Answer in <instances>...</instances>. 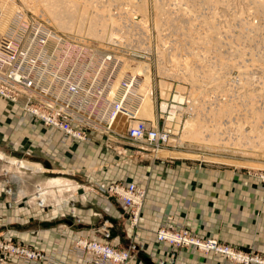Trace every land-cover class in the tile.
Returning a JSON list of instances; mask_svg holds the SVG:
<instances>
[{"label": "rangeland", "instance_id": "rangeland-1", "mask_svg": "<svg viewBox=\"0 0 264 264\" xmlns=\"http://www.w3.org/2000/svg\"><path fill=\"white\" fill-rule=\"evenodd\" d=\"M44 1L0 0V39L2 34L5 33L13 23L20 21L21 17L24 19V15H26L28 19L26 21L33 23V19H39L47 26L45 27L44 25V29L51 28L53 32L55 31L54 33L72 34L76 36L82 35L88 36L96 41L103 40V38L101 39L88 33V24L83 25L78 23L74 16L73 19L75 20H70L69 18L72 16V14L70 15V12L67 14L68 18H63L66 16L64 13H68V10L66 9L67 5H64L68 2L66 1V3L65 0H58L60 1L58 3L60 5V10L64 6L62 11L58 10L60 20H70L69 26L66 24L69 20L63 22L65 23L63 29V26L60 25L61 21L57 25L58 22L56 23V17L54 16L55 18H51L53 12L50 13L51 16L49 15L48 11L51 9L48 5L51 4L47 5L46 3L50 0H47V2ZM52 1L49 3H52ZM90 1L94 2L92 3V6L88 8L87 16L91 15L92 17L95 16V18H98V15L100 16L98 20H100L101 16L106 18V15H112L114 13L115 18L118 17L117 20L119 19L121 25L119 26V29L118 27L116 28L121 33H150L153 52L151 55H148V60H143L141 64L148 68L151 77L150 88L153 92L152 95L154 94L152 97V116L154 118L150 117V115L148 116L144 109H142L141 115L144 118L159 121L161 127H163V125L168 127L169 121L166 122V118H161L160 114L161 103L164 102L161 100L163 92L162 87L160 86L164 82L169 84V87L171 86V90L167 92L169 94H167V96H170L167 98L169 99L168 106L171 110H174L173 107H178L176 111L178 118L180 119L181 117V119L179 122H177L176 119L172 122L173 124L171 127L174 132L172 140L167 145L163 146L157 154L152 152L141 153L142 155L139 154L136 157H132L128 159L127 162L125 159L117 156L115 148L120 145L113 143L112 148H108L105 146V138L103 137L93 139V141L89 143L76 144L73 149L67 150V154L70 153L78 156V158L75 159L76 162L70 164L55 155H50L48 158L42 157L39 161L35 160V156L31 157L30 155H24L21 150L14 148L6 141L0 140V226L3 223L4 216H6L3 214L4 207L9 208V202L11 201L9 197H17L20 191L25 190L27 192H35L38 190V185H40L38 188H42V192L48 193L46 190H63L62 193L64 194L67 189L70 191L71 187L62 186L61 188H58L57 186L50 185L52 178L63 177L65 179L75 180L76 182H79L81 186L83 185V187H85L79 189V193L71 192V196H79L81 194L89 195L92 197V202H99V194H102L107 198L110 197L101 192L98 186L105 185L108 187L117 183L133 181H127V179H122L123 181H120L112 178L109 183H96V186L94 185V182L92 183L89 181L87 175L94 174L99 177V175L106 169L108 170L109 168L111 169L119 166L129 167L132 164L141 163L146 159L176 161L181 164H189L193 167L201 166L245 169L253 173V175L262 182L264 187V183L260 177L261 174H264V131L262 127V130H260V126L264 125V0H158L159 5L168 12H166V16L164 15L158 24L157 10H155L157 3L156 0ZM146 1L147 3H145ZM161 1L162 3L160 4ZM43 3L49 7V10L46 6L44 7ZM108 6L112 7L111 10L114 9V11L112 10L113 12L106 13ZM64 10H66V12ZM100 10H103V12ZM60 13L65 16L61 17ZM126 16L128 17V20L123 19ZM18 17L19 19L17 20ZM58 20L59 19H57V21ZM3 24H5V29L2 27ZM66 26L68 28H65ZM116 28H113V33L117 32ZM97 29L100 30V28L96 27V30ZM110 36L111 35L109 34L108 37ZM105 39H107V35L104 40ZM167 42H169V44H167ZM168 45L170 46V49H168ZM232 90H234V92H232ZM177 95L182 97V99L184 97L185 100L176 101L174 97ZM191 98L193 99L192 106L194 108L197 107L196 111H199V108L202 110L199 111L198 117L201 121L200 125L203 135L202 137L200 135L198 141L195 140L193 142L188 139V141H186L182 138L183 130L186 126L185 123L192 120L199 121L195 115H192V111L189 110L191 106ZM195 99H198L197 103L195 102ZM220 99H223L228 103L232 100L236 103H240L238 107L235 108L237 111H231L227 108L228 112L226 111V113L222 115L220 121L227 122L231 120V122L234 123L238 120V125H241L240 129L237 130L239 126L236 124L234 127L235 129L232 128L234 131H231L228 135L225 134L224 137L227 139L230 138V144L233 140L234 142L237 140L238 142L243 141L245 142L244 147L230 145L223 147L218 144L207 145L202 143V141L206 140L204 134L207 135L212 133V122H209L210 116H212L213 113V110L211 109L216 106L215 104ZM248 106H252L253 108ZM257 109L258 112L260 111L259 113L256 112ZM244 114H247V116ZM248 114H250V116H248ZM211 119L213 118L211 117ZM202 120L209 123H205V121ZM123 122V118L117 122L118 129L122 128L121 126ZM239 122H241V124ZM251 132L255 134L253 135ZM248 133L252 135V137L255 136V139L250 138ZM260 134L262 135L260 136ZM256 137L260 138H257L256 140ZM247 140L249 143L246 142ZM92 146H95L97 150L93 149ZM86 149H91L94 154L95 152L99 154L104 153L105 155L110 154L108 155V158L113 159V161L105 163L103 160V164H99L97 156L96 158H94L95 156L93 155L90 157L83 156L79 158V155H82ZM132 150L135 153L137 151L135 148H132ZM131 161L133 162L131 163ZM38 162L43 168V171L34 170L36 169L34 163ZM100 169L102 171H100ZM21 179H23V182ZM36 185L37 187L35 188ZM74 185L76 184L74 183ZM139 186L146 189V187L140 184ZM146 191L148 190L146 189ZM51 195L53 196L54 194L51 193ZM144 209H146V200ZM106 210L109 211V208H106ZM7 216L9 215L7 214ZM128 218V215L124 212V221L119 223L120 225L118 228L120 229L121 226L125 228L124 230L126 234L131 231L130 224L127 222ZM61 219L63 222L74 220L75 223L82 224L81 216L75 214L74 211ZM108 219L109 218L103 217V226L105 227V225H108V227L115 229L113 220ZM106 229L109 230L107 227ZM135 231L136 229L132 231V233ZM8 238L11 237L5 235L0 236L1 240ZM78 238L91 239L90 237L83 235L77 237V239ZM97 241L102 240L98 239ZM115 242L116 241L112 242V244L115 245ZM132 242L136 241L133 240ZM23 243L29 244L28 242ZM128 244L126 243L121 249H127V246H129ZM72 247L66 252L58 248L54 250L63 251V254L60 255L61 259L62 256L65 255H67L66 258L69 259L74 258L73 254H69L72 252ZM118 248L120 249V247ZM249 254L260 255L259 253L252 252H249ZM260 256L263 257L262 255ZM62 261V264H66L64 260Z\"/></svg>", "mask_w": 264, "mask_h": 264}, {"label": "built area", "instance_id": "built-area-1", "mask_svg": "<svg viewBox=\"0 0 264 264\" xmlns=\"http://www.w3.org/2000/svg\"><path fill=\"white\" fill-rule=\"evenodd\" d=\"M24 16L0 39V97L21 108L50 133H60L62 146L69 141L76 145L103 137L108 148L113 143L120 145L115 148L117 156L127 162L141 153L157 154L172 140V122L175 119L179 122L181 117L177 115L178 107L169 108L170 96L161 95L164 102L160 109L161 118L169 121L168 127L141 115L144 76L133 68L148 60L153 52L149 32L117 30L119 33H113L112 37L96 41L88 36L54 33L49 27L50 30L44 29L45 24L39 19L30 23ZM174 99L185 100L178 95ZM192 101L191 98L189 110L194 115L197 107L192 106ZM122 118V128L118 129L117 122ZM260 177L264 183V174ZM98 187L123 205L130 232L137 229L146 189L135 181ZM103 238L102 241L76 238L69 254L80 264H132L138 243L130 242L127 249H119L110 243L111 230ZM157 239L176 249L188 247L213 253L232 263L264 264L260 255L234 249L214 237L201 238L187 227L163 228L157 232ZM62 254L60 250L45 251L12 238L0 239V264H16L15 259L20 264H62Z\"/></svg>", "mask_w": 264, "mask_h": 264}, {"label": "crops", "instance_id": "crops-1", "mask_svg": "<svg viewBox=\"0 0 264 264\" xmlns=\"http://www.w3.org/2000/svg\"><path fill=\"white\" fill-rule=\"evenodd\" d=\"M0 140L21 150L24 155L35 156L38 161L55 155L70 164L78 158L66 153L76 146L74 142L69 141L62 146L60 133H50L40 122L2 97ZM92 148L96 149L95 146ZM80 155L79 158L97 156L99 164H103V160L105 163L113 161L108 158L110 154H94L91 149ZM34 165L35 171H43L39 162ZM87 176L94 185L109 183L113 178L135 181L146 187V209L142 211L140 225L134 233L126 234L122 226L118 229L125 212L118 200L102 194L98 195L99 202H92L89 195L71 196V192L79 193V189L85 187L75 180L57 177L51 179L50 185L58 188L68 186L71 190L67 189L64 194L63 190H46L48 193L45 192L44 198L42 188L36 185L38 190L35 192L23 190L17 197H9V208L4 207L3 210L6 216L0 226V236L28 242L45 251L58 248L66 252L81 235L104 240L107 227L113 231V242L116 241L117 247L121 248L132 240L138 243L132 264H235L213 253L205 254L188 247L176 249L157 239V232L162 228L187 227L201 238L214 237L236 249L264 257V187L253 173L245 169L193 167L176 161L146 159L129 167L106 169L99 177L94 174ZM72 211L81 216L82 224L74 220L63 222L61 218ZM103 217L113 220L115 229L108 225L104 227ZM66 257L62 256L66 264H80L77 258ZM14 262L20 264L16 259Z\"/></svg>", "mask_w": 264, "mask_h": 264}, {"label": "bare ground", "instance_id": "bare-ground-1", "mask_svg": "<svg viewBox=\"0 0 264 264\" xmlns=\"http://www.w3.org/2000/svg\"><path fill=\"white\" fill-rule=\"evenodd\" d=\"M44 0H42V2H43ZM49 1V0H48ZM52 0H50L49 2H51ZM61 1H63V0H61ZM68 3H67V2ZM70 0H65V2L67 3V4H64V5H67V10H68V13H64V14H66V16L65 15H63V14H61L60 13V16L62 17V16H65V17H63V18H68V16H67V14H69V12H70V15L72 14V16L69 18L70 20H77L78 21V23H80V24H88L87 26H88V29H87V31H88V33L90 34V35H94V36H97L98 38H103V40H104V38L106 37V35H107V37H108V35L110 34V35H113V28H116V27H118V29L120 28L119 26H121L120 25V22H119V19L117 20V18L118 17H116L115 18V16H114V13L112 14V15H110V14H108V15H106V18L105 17H103V16H101V21L100 20H98V18L100 17V16H98L97 15V17L98 18H95V16L94 17H92L91 15H89V16H87V13H88V8L89 7H91L92 6V3L94 2V1H90V0H76V1H70V2H72V3H70L69 2ZM99 1H101V0H99ZM157 1V3H156V8H155V10H157V12H156V14H157V24H158V22H160L161 20H162V17L166 14V9H164L162 6H160L159 5V1L158 0H156ZM218 1V0H217ZM44 2H47V0L46 1H44ZM46 3L47 5L48 4H51V5H48L49 7H50V9L51 10H49V7H47V5H44V3H43V5H44V7L46 6V8H48V12H49V15H50V13L51 12H53L54 13V15H53V13L50 15L51 16V18H53L54 16L56 17H54L55 19H56V23H57V25L59 24V22L61 21V23H60V25H62L63 26V29H64V24L65 23H63V22H67L69 19H67V21H65V19H61L60 20V17H59V11L58 10H60V5L58 4L60 1H58V0H53L52 1V3ZM65 2H63V3H65ZM166 2V1H165ZM193 2V1H192ZM145 3H147V1L145 2ZM162 3V1L160 2V4ZM180 3V2H179ZM196 3V2H195ZM261 3V2H260ZM169 5V4H168ZM59 6V7H58ZM63 6V5H62ZM64 7V6H63ZM63 7L61 8V10L60 11H62V9H63ZM45 8V9H46ZM59 8V9H58ZM111 8L112 7H109L108 6V10H106V13H110L112 10L114 11V9H112L111 10ZM146 8H148V7H146ZM94 9V8H93ZM262 9V8H261ZM2 10V9H1ZM37 10V9H36ZM40 10V9H39ZM58 11V15L56 14V12ZM193 10V9H192ZM38 11V10H37ZM65 12H66V10H64ZM94 11V10H93ZM101 11V10H100ZM105 11V10H104ZM112 11V12H113ZM169 11V10H168ZM172 11V10H171ZM12 12V11H11ZM40 12H41V10H40ZM101 12H103V10L101 11ZM100 12V13H101ZM170 12V11H169ZM15 13V12H14ZM92 13V12H91ZM168 13V12H167ZM58 16V18H57V16ZM89 14H90V12H89ZM95 14V13H94ZM103 14V13H102ZM101 14V15H102ZM69 15V16H70ZM96 15V14H95ZM129 15V14H128ZM170 15V14H169ZM73 16H74V18L75 19H73ZM104 16H105V14H104ZM124 16V15H123ZM166 16V15H165ZM168 16V15H167ZM171 16V15H170ZM45 17V16H44ZM122 18V17H121ZM165 18V17H164ZM163 18V19H164ZM168 18V17H167ZM57 19H59L58 21H57ZM123 19H127L128 20V17L126 16L125 18H123ZM47 20V19H46ZM54 20V19H53ZM63 20V21H62ZM70 20L66 23V24H68L67 26H69L70 25ZM122 20V19H121ZM55 21V20H54ZM125 21V20H124ZM48 22V21H47ZM63 23V24H62ZM65 27V28H68V27ZM60 28H62L61 26H59ZM81 27H82V25H81ZM96 27H98V28H100V30L99 29H97L96 30ZM4 29H5V27H3ZM117 29V28H116ZM117 29V30H118ZM123 29V28H122ZM124 30V29H123ZM5 31V30H4ZM114 32H115V30H114ZM122 32H124V31H122ZM117 33V32H116ZM220 44V43H219ZM243 54V53H242ZM252 55V54H251ZM261 60V59H260ZM186 62V61H185ZM188 63V62H187ZM187 63H186V65H187ZM133 71L134 72H138V73H140L141 75H143L144 76V83H146V84H143V86H142V89H141V93L143 94V102H142V109H144V111L148 114V116L150 115V117H152V118H154L153 116H152V110H153V101H152V90H151V88H150V85H151V77H150V73H149V70H148V68L146 67V66H144V65H139L138 67H134L133 68ZM217 78H219V77H217ZM146 85V86H145ZM160 87H162V92H163V95H166L167 96V92H169L171 89V86L169 87V84H167V83H162V85L160 86ZM256 93H257V91H256ZM252 94V93H251ZM260 94V93H259ZM169 95V94H168ZM249 95V94H248ZM249 97H251V96H249ZM258 97V96H257ZM253 98V97H252ZM260 98V97H259ZM262 98V97H261ZM250 99V98H249ZM251 101V100H250ZM253 101V100H252ZM240 103H236V102H234L233 100L230 102V103H228L227 101H225V100H223V99H220V100H218V102L215 104L216 106L213 108V109H211V110H213V113H212V116H210V120H209V122H212V124H211V128H212V130H211V132L212 133H210V134H204V136H205V138H206V140H204V141H202V143L203 144H207V145H210V144H215V145H220V146H223V147H226L227 145H230V146H236V147H244V143L245 142H243V141H241V142H238V140L237 141H235L234 142V140H233V142L230 144V138L229 139H227L226 137H224V135L225 134H229L231 131H234L232 128H234L235 126H236V124L238 125V123H237V121L238 120H236V122H234V123H232L231 122V120H229V121H224V122H222V121H220L221 119L220 118H222V115H224V113H226V111H227V108H229V110H235V111H237L235 108H237L238 107V105H239ZM254 104V103H253ZM201 106H203V105H201ZM200 106V107H201ZM255 106H257V105H255ZM248 107H252V106H248ZM247 107V108H248ZM259 107V106H258ZM253 108V107H252ZM255 108V107H254ZM240 109V108H239ZM238 109V110H239ZM199 111H202V110H200V108L198 109ZM210 110V111H211ZM241 110V109H240ZM199 111H196L195 112V117L199 120V121H197V120H192V121H189V122H187V123H185L186 124V126L184 127L185 129L183 130V134H182V138L184 139V140H186V141H195V140H199V137H200V135H201V137H202V135H203V132L201 131V121H200V118L198 117V114H199ZM210 111H208V112H210ZM251 111H253V110H251ZM228 112V111H227ZM239 112V111H238ZM256 112H258V109H257V111ZM260 112V111H259ZM258 112V113H259ZM234 113V112H233ZM241 113V112H240ZM247 113V112H246ZM252 113V112H251ZM256 114V113H255ZM244 115H246L247 116V114H244ZM261 115V114H260ZM248 116H250V114H248ZM211 117L213 118V119H211ZM255 117L257 118V116L255 115ZM243 118V117H242ZM241 118V119H242ZM253 118H254V116H253ZM260 118V117H259ZM205 119V118H204ZM194 121V122H193ZM202 121H205V120H202ZM254 121V120H253ZM258 121V120H257ZM260 121V120H259ZM193 122V123H192ZM209 122H206L205 121V123H209ZM226 122V123H225ZM245 122V121H244ZM246 122H247V120H246ZM240 124H241V122H239ZM248 124V123H247ZM252 124H254V123H252ZM121 125V124H120ZM250 125V124H249ZM259 125V124H258ZM239 126V125H238ZM237 126V127H238ZM240 127H241V125L239 126V128H237V130H239L240 129ZM261 127H262V129H263V131H264V125L262 126H260V130H262L261 129ZM121 128V127H120ZM259 128V127H258ZM235 129V128H234ZM257 130H259V129H257ZM249 133H250V131H249ZM248 133V134H249ZM251 134H253V132H251ZM255 134V133H254ZM253 134V135H254ZM250 135V134H249ZM262 134H260V136H261ZM255 137V136H254ZM254 137H252V135H250V138H254ZM263 137H264V132H263ZM250 138H248V139H250ZM257 138L258 137H256V140H257ZM260 138V137H259ZM258 138V139H259ZM188 139V140H187ZM201 139H203V138H201ZM255 139V138H254ZM251 140V139H250ZM256 140H254V141H256ZM247 143H249L248 142V140L246 141ZM252 142H253V140H252ZM43 195V197H44V195H45V192L42 194Z\"/></svg>", "mask_w": 264, "mask_h": 264}]
</instances>
